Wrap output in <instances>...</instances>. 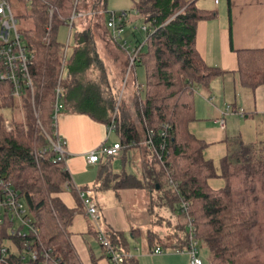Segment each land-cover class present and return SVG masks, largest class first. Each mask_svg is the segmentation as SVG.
Instances as JSON below:
<instances>
[{
  "label": "trees",
  "instance_id": "1",
  "mask_svg": "<svg viewBox=\"0 0 264 264\" xmlns=\"http://www.w3.org/2000/svg\"><path fill=\"white\" fill-rule=\"evenodd\" d=\"M19 1L28 5L25 17L33 22L32 28L18 32L23 46L33 53L29 74L34 97L23 86L16 99L12 84L0 82V199L7 189L14 193L26 209L24 220L30 222L29 227L16 225L7 210L0 209V249H6L2 264H81L69 240L74 211L56 197L64 191L77 198L78 194L66 169L68 156H61L51 144L58 141L52 120L55 89L62 64L66 67L57 31L66 26L74 0ZM90 1L81 2L78 9L97 12L106 4ZM197 1H134L146 33V39L134 46H140L135 66L145 74L144 85L136 87L132 97L137 122L123 103L107 126L113 121L122 149L140 147L146 153L151 189L156 192L148 207L147 237L152 244L164 252H182L193 235L210 264H264V145L239 141L220 161L218 172L204 158L206 144L189 132L195 92L206 91L214 78L223 75L208 67L196 50L198 22L216 15L198 9ZM50 6L54 13L47 33ZM236 54L241 86L252 91L264 86V47ZM63 83L64 79L62 87ZM6 110L9 118L4 116ZM149 139L151 144L145 145ZM158 152L167 156L159 161ZM134 178L123 176L124 186L139 187ZM216 178L224 181L219 190L208 185ZM90 232L96 235L93 227ZM106 236L125 255L123 264H138L120 234L106 231Z\"/></svg>",
  "mask_w": 264,
  "mask_h": 264
},
{
  "label": "crops",
  "instance_id": "2",
  "mask_svg": "<svg viewBox=\"0 0 264 264\" xmlns=\"http://www.w3.org/2000/svg\"><path fill=\"white\" fill-rule=\"evenodd\" d=\"M196 6L201 11L216 14L198 22L196 50L208 67L221 70L223 75L214 78L206 91L195 92L194 118L189 124V132L206 144L204 158L212 161L219 172L220 161L239 141L247 146L264 145V86L253 91L247 89L241 86L236 73V52L264 47V0H226L222 5L220 0L217 4L212 0H198ZM98 10L106 11V8L99 6ZM104 15L100 14L89 24L85 21L75 23V35L71 37L68 34L63 44L65 63L67 59L68 63L63 72L64 85L56 131L65 143L64 150L68 156L66 169L76 188L90 192L97 204L99 224L105 231L120 234L126 240L130 254L138 264H189L186 252L170 250L162 254L153 253L159 246L148 240L151 224L146 207L149 200L156 196L151 189L153 183L148 176L145 151L139 147L138 153L129 150L126 156L123 152L127 149H122L118 157L108 158L102 163L92 165L87 162L89 153L102 144L120 143L116 132L110 131L107 126L111 107L120 93L123 103L129 106L134 89L142 86L138 83L135 70L139 66H134L127 73L130 51L139 40L135 35L133 39H114ZM92 30H101L107 36H98L96 31L91 36L89 32L92 33ZM124 42L126 45H123ZM123 84H126L125 89L121 87ZM228 107L231 111L225 114ZM220 119L224 121L223 127L218 123ZM123 156L128 159L125 165ZM130 157L135 158L137 163L140 161L138 173L141 178L137 188L123 184V176L136 177L133 169L130 172L126 170ZM208 185L213 190H219L224 187V181L221 178L211 179ZM56 197L74 211L69 240L80 263L110 264L95 235L90 232L93 225L79 197L70 191ZM137 202L145 203V207H136ZM128 203H132L130 207ZM136 216L143 219L144 226L130 222ZM201 258L203 264H210L208 258Z\"/></svg>",
  "mask_w": 264,
  "mask_h": 264
},
{
  "label": "built area",
  "instance_id": "3",
  "mask_svg": "<svg viewBox=\"0 0 264 264\" xmlns=\"http://www.w3.org/2000/svg\"><path fill=\"white\" fill-rule=\"evenodd\" d=\"M26 3H31L32 0H23ZM83 0H74V9L66 21V26L69 27L70 30L74 28L75 23L78 21H84L88 18L98 17L100 14H106V11H84L78 9V5ZM214 4L218 3V0H212ZM54 9L50 6L48 9L49 16V26L47 27V33L51 31V22L53 17ZM127 14L126 12L121 13H109V17L106 20L107 28L111 31V36L116 40H121L123 35L124 25L123 23L126 21ZM18 22L15 19L10 5V0H0V82H9L12 84V96L16 99L21 98L23 94V86L30 90L31 97H34L33 93V84L29 74V67L31 65V61L33 58V53L28 52L26 48L23 46L21 42V36L17 30ZM49 38H46V43H49ZM123 45H126L124 42ZM66 47V46H65ZM140 50V46L134 47L129 54V63L127 73L135 66L137 63V55ZM66 51V49H65ZM64 62L66 60V53H64ZM65 64H62L58 85L55 89V98L53 107V116L52 120L54 126L56 127V119L59 114V100L62 96L63 87L60 84L63 80V72H64ZM122 99V93L119 94L118 100L116 101L118 106ZM33 103V100H32ZM34 107V106H33ZM231 109L228 107L225 110V114L229 113ZM35 117L37 119V123L39 124L38 119V109L34 107ZM224 114V113H223ZM115 116H113L114 119ZM221 127L224 125L223 119L218 121ZM9 130V126H6ZM109 130L114 129L113 121H111L108 126ZM56 135V134H55ZM151 137L152 132H149ZM58 141L56 143H51L54 151L59 153L61 156L65 155V143L62 138H60L57 134ZM149 141L145 142V145H150ZM122 147L120 143H116L113 145L102 144L97 150L89 153L87 157L88 164H96L102 163L106 161L108 158L118 157ZM165 146L160 148V151H164ZM167 153L161 154L158 152L157 159L162 161L163 157H166ZM77 191L78 197L81 201L82 207L86 216L90 219L93 228L96 232V240L99 246L102 248L104 255L109 260L110 264H123L125 255L116 250L108 240L106 236V231L99 224V216L97 210V204L93 201L90 196V192L87 190H81L74 187ZM6 194L0 199V209H6L8 215L10 216V220L14 221L16 225H23L25 227H29V220H24L23 216L26 213V209L20 199L12 193L10 190H5ZM33 230V229H32ZM34 231V230H33ZM15 232V231H12ZM21 232H18L20 234ZM6 252V249H0V264L3 263V256ZM182 252H186L189 256V264H203L201 253L198 248V242L194 239L193 235L189 236V245L188 248ZM154 254H162L164 251L160 248H157L153 251Z\"/></svg>",
  "mask_w": 264,
  "mask_h": 264
},
{
  "label": "rangeland",
  "instance_id": "4",
  "mask_svg": "<svg viewBox=\"0 0 264 264\" xmlns=\"http://www.w3.org/2000/svg\"><path fill=\"white\" fill-rule=\"evenodd\" d=\"M134 1L135 0H106V4L104 5L105 8H106V14L104 15L106 17V20L108 19L109 17V13H121L123 11L126 12L127 14V18H126V26H125V31H124V35H122V37L126 38V39H133V36L135 35V37L140 41H144L145 38H146V33L142 30V27L144 25L142 19H140L137 14L135 13V10H134ZM221 2V5L226 3V0H220ZM10 5H11V9H12V12H13V15L15 17H17V20H18V25H17V30L19 31H22V30H26V29H30L33 27V22L31 21V19L29 18H26L25 17V13L27 11V4L19 1V0H10ZM103 6V7H104ZM102 6H100V8H103ZM218 7V6H217ZM101 18V17H100ZM89 24V23H87ZM77 25V24H76ZM88 27V26H87ZM91 29V28H89ZM91 31V30H90ZM96 30H92V33L89 32V34L92 36L93 35V32H95ZM68 34H71V37H73L75 35V27L70 30L69 27L67 26H60L58 28V31H57V40L58 42L62 43V44H65L66 41H67V38H68ZM96 34L98 36H107L105 33H103L101 30L99 31H96ZM68 61V59H67ZM66 61V63H68ZM127 61V59H126ZM125 66H127V62L125 63ZM126 69V68H125ZM136 74L137 75V79H138V83L140 85H144L145 83V74H144V70L142 67H136ZM64 85V83H63ZM123 89H125L126 87V84L123 86H121ZM132 97H133V93L131 94V98H130V101H129V106H126L125 107L127 109H129L130 111L132 110ZM123 102L121 101L119 106L116 102V104H114V109L112 111V115L117 111V109L121 108L123 106ZM131 113V117H132V120H136V116L134 114V112H130ZM10 111L9 110H6L4 111V116L6 118H9L10 117ZM15 115L17 116V113H15ZM111 115V116H112ZM113 137H116L115 133H113ZM130 150L131 151H134L136 153H138V149L137 147H130L128 148L127 150H125L123 152V154H125L127 156L128 154V151ZM127 151V153H126ZM129 152V154H130ZM128 159H126V157H122V161L124 162L123 164L125 165L127 162ZM117 163L121 166V168H123V164L120 160L117 161ZM140 164V161L137 163L136 162V159L133 158V157H130V161L129 163L127 164L128 167H126V170H128L130 172L131 169L134 170L135 174H136V177L134 178L135 180L139 181V179L141 178L139 176V166ZM149 178V177H148ZM163 182V180H161ZM164 183V182H163ZM91 194H93L92 190H91ZM154 194L156 196V192L154 191ZM152 198V197H151ZM155 197H153L154 199ZM150 201L149 200V204H150ZM127 204V203H126ZM132 203H128V207L131 206ZM145 203H141V202H137L136 204V207L138 208H142V206H144ZM133 206V205H132ZM149 205H147L146 209L148 208ZM145 207V206H144ZM130 222H132L133 224H137V225H142L144 226V223H143V219L140 218V216H136L133 218V220H131ZM140 242H141V239H140ZM138 244V243H136ZM201 256L206 259L207 258V253L205 250H202L201 251Z\"/></svg>",
  "mask_w": 264,
  "mask_h": 264
},
{
  "label": "water",
  "instance_id": "5",
  "mask_svg": "<svg viewBox=\"0 0 264 264\" xmlns=\"http://www.w3.org/2000/svg\"><path fill=\"white\" fill-rule=\"evenodd\" d=\"M157 189H158V186H157Z\"/></svg>",
  "mask_w": 264,
  "mask_h": 264
}]
</instances>
